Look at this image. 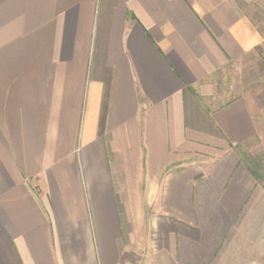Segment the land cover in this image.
<instances>
[{"label": "crops", "instance_id": "crops-1", "mask_svg": "<svg viewBox=\"0 0 264 264\" xmlns=\"http://www.w3.org/2000/svg\"><path fill=\"white\" fill-rule=\"evenodd\" d=\"M234 0H0V264H264V189L213 76L260 43Z\"/></svg>", "mask_w": 264, "mask_h": 264}, {"label": "rangeland", "instance_id": "rangeland-1", "mask_svg": "<svg viewBox=\"0 0 264 264\" xmlns=\"http://www.w3.org/2000/svg\"><path fill=\"white\" fill-rule=\"evenodd\" d=\"M251 20L260 43L240 59L230 61L213 76L212 92L199 96L201 104L213 108L236 98L249 101L257 135L242 147L248 156L264 161V0H234ZM264 175V166L261 169Z\"/></svg>", "mask_w": 264, "mask_h": 264}, {"label": "trees", "instance_id": "trees-1", "mask_svg": "<svg viewBox=\"0 0 264 264\" xmlns=\"http://www.w3.org/2000/svg\"><path fill=\"white\" fill-rule=\"evenodd\" d=\"M246 144L247 142L235 145L233 146V149L239 156L240 162L250 172L257 184H259L264 189V175L261 173V169L264 166V161L262 163L259 159L250 157L245 152H243L242 147Z\"/></svg>", "mask_w": 264, "mask_h": 264}]
</instances>
